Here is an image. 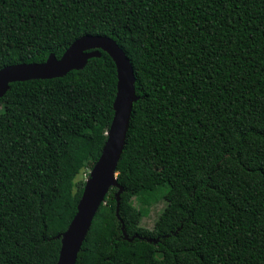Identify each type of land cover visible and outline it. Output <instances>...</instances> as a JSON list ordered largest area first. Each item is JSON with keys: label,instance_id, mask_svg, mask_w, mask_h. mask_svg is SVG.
<instances>
[{"label": "trees", "instance_id": "obj_1", "mask_svg": "<svg viewBox=\"0 0 264 264\" xmlns=\"http://www.w3.org/2000/svg\"><path fill=\"white\" fill-rule=\"evenodd\" d=\"M114 39L136 75L117 188L76 264H264V0H0V70ZM82 70L0 97V264H58L114 118L118 76ZM154 142L152 168L141 159ZM165 207L152 229L141 208Z\"/></svg>", "mask_w": 264, "mask_h": 264}, {"label": "water", "instance_id": "obj_2", "mask_svg": "<svg viewBox=\"0 0 264 264\" xmlns=\"http://www.w3.org/2000/svg\"><path fill=\"white\" fill-rule=\"evenodd\" d=\"M100 50L113 59L117 68L118 85L114 101V118L107 133L108 138L101 157L86 179L77 213L68 229L58 237L61 239L58 264L77 263L78 255L93 221L112 188L118 189L115 195L117 217L122 223L125 240L132 242L135 239H141L155 243L159 241V239H146L137 235L130 237L119 214L124 187L119 183L117 168L125 149L134 104L138 102L139 96L136 92L133 64L114 39L108 36L85 35L77 39L59 59L52 54L43 63H22L3 68L0 70V97L8 92L10 84L14 82L61 78L73 70H82L90 59L101 56Z\"/></svg>", "mask_w": 264, "mask_h": 264}, {"label": "rangeland", "instance_id": "obj_3", "mask_svg": "<svg viewBox=\"0 0 264 264\" xmlns=\"http://www.w3.org/2000/svg\"><path fill=\"white\" fill-rule=\"evenodd\" d=\"M154 142H150L149 146L147 147L146 152L144 153L142 157V161L146 163L148 166L152 168H156V164L153 162L152 157H153V149H154ZM92 169L88 170V173L91 172ZM81 179H87V174H81L78 178V180ZM165 207V202L161 201L157 204H154L150 207H144L141 208V217H142V225L148 229H152L155 221L161 214L162 210Z\"/></svg>", "mask_w": 264, "mask_h": 264}, {"label": "built area", "instance_id": "obj_4", "mask_svg": "<svg viewBox=\"0 0 264 264\" xmlns=\"http://www.w3.org/2000/svg\"><path fill=\"white\" fill-rule=\"evenodd\" d=\"M88 176H89V173L87 174V178H88Z\"/></svg>", "mask_w": 264, "mask_h": 264}]
</instances>
